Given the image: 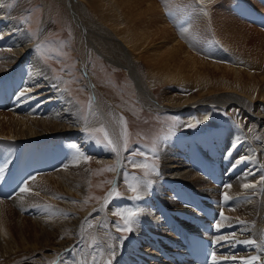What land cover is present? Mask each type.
Returning a JSON list of instances; mask_svg holds the SVG:
<instances>
[{"label":"bare ground","instance_id":"6f19581e","mask_svg":"<svg viewBox=\"0 0 264 264\" xmlns=\"http://www.w3.org/2000/svg\"><path fill=\"white\" fill-rule=\"evenodd\" d=\"M55 1L74 21L81 65H88L89 47L99 48L128 73L145 109H182L185 115L206 109L207 104L228 109L236 104L246 126L238 128L239 124L229 119L225 130L216 135L207 131L198 137L197 145L174 133L162 152L166 158L158 174L143 179L140 189L142 196L149 197L150 189L155 188V194L172 209L173 217L164 214L150 198L125 204L123 210L140 208L134 234L125 239L110 217L112 210L122 205L112 191L118 192L119 182L102 202L85 209L90 168L81 153L71 151V147L68 152L57 151L50 144L57 141L63 147L72 146L68 141L76 139L83 150L97 155L99 164L120 160L123 150L116 114L109 110L114 109L112 101H105L89 83L92 99L82 114L83 121H78V105L71 101L65 85L54 79L41 58L37 59L32 43L27 46L21 20L31 1L0 0V108L9 110H0V138L12 140L0 141V192L17 165L14 194L8 200L0 196V264H193L184 251L185 236L191 230L214 239L216 259L212 257L211 264H247L253 256L260 258L254 264H264L260 236L264 229V193H260L264 189V30L258 25L264 20L259 21L261 14L248 15L246 2L238 9L232 0H214L213 31L215 42L222 44L223 51H209L217 60L207 61L197 55L199 51H193L195 38L191 37L194 35L190 23L194 25L197 18L191 17L186 26L181 24L186 37L192 40L184 45L156 0H113L115 7L126 6L144 18L142 25L131 21L123 27L99 20L88 23V0ZM247 1L251 4L250 13L264 9V0ZM184 7L180 9L182 13ZM50 12L47 8L43 32L50 27ZM92 25L97 30L95 34ZM98 35L101 38H94ZM24 55L20 68L8 77ZM139 61L147 68V79L139 70ZM154 80L168 86L162 95L164 103L154 95ZM181 86L197 92L191 97L180 94L176 89ZM101 123L109 128L118 153L105 152L86 135ZM50 135L56 137L47 141L49 145L32 143L18 158L17 140ZM234 138H245L243 146L237 147L243 159L237 160V165H233L237 155L233 152L224 160L218 156V148L235 149ZM246 147L259 150L257 160L253 155L244 156L249 153ZM199 149L209 150L208 156H201ZM238 171L241 174L236 176ZM121 175L120 171L119 181ZM167 176L184 180L185 187L163 182ZM149 180L152 183L145 188L143 184ZM244 183L256 187L245 189ZM25 186L29 191L21 193ZM77 200L80 203L76 204ZM238 227L241 230L235 232ZM61 236H65L64 241L59 239ZM245 240L256 243L248 245L243 243Z\"/></svg>","mask_w":264,"mask_h":264},{"label":"rangeland","instance_id":"374dc122","mask_svg":"<svg viewBox=\"0 0 264 264\" xmlns=\"http://www.w3.org/2000/svg\"><path fill=\"white\" fill-rule=\"evenodd\" d=\"M30 1L31 4L28 5L25 9L24 18L23 20H21L22 32L26 36V43L28 44L27 46H30V44L32 43V45L34 46L33 47L31 45L33 47L32 49H34L38 55L37 59L40 61L41 58L46 64L45 67L55 77L54 79L65 85L66 92L70 96L71 101L78 105V121H83L82 114L85 115L87 107H89L90 101L92 99V93L87 81L89 79L90 84H92V86L95 87L97 91L99 90V93L101 92L100 94L102 98L105 99V101H112V106L114 107V109L109 108V110H114V113L116 114V116H114V119L116 123H118L120 140L122 143L121 147L123 150L122 158H120V160L117 159L115 161H109L103 164H99L96 159L97 155H95L94 153H90L87 149L83 150L80 143L76 139H72L74 140L73 143L74 145H76V148L73 147V144L72 146L64 145L63 147V152H68L70 150V147L72 148L71 151H76V149L78 148L79 153H81L82 155L83 162L85 163L86 167L88 166L90 168L91 185H89L87 197L85 199L87 201V203H85V209L89 208L94 203L102 202L105 199L107 193L111 191V188H113L114 185L116 186V182H119L117 185L119 195H115L116 200L119 201L128 199L129 201H131L133 193L128 191L125 183V177L127 176L130 179L132 176H135L142 185L143 179L151 176H145L143 171L133 167V163H154L156 165V171L157 169H161L163 160H165L166 158V156L162 152L163 150H165L169 139H171L170 137L174 133L186 134L189 131L202 128L206 129L211 125H215L221 128L224 127V121L227 120L230 115H232L230 118L234 117L235 120H239L242 126L239 127V124L238 128H242L244 125L246 126V123L243 120V116L240 114V108L236 106V104L230 105L229 109L226 106L219 107L217 105L207 104L206 109L200 110L202 113H199L200 111L198 112V109H196L195 113L185 115L182 112V109L165 110L160 112L145 109L141 101L139 100L138 94L136 93L137 88L135 87V84L133 83L128 73L120 64L107 58L109 56H107V54L103 53L99 48L95 46H91L88 48V76H86L84 66L81 65V53L77 42L76 30H74L75 24L72 17L68 12H66L68 13L66 14L64 11H62L61 7L57 5L55 0H46L48 2H45V0ZM88 1L89 3H91L89 7L87 6V3L84 2L85 7H88L86 8L88 10V23L99 20L106 25L119 27H123L124 25L129 24L131 21L139 23L141 25L143 24L144 18H142L140 15L130 12L129 8L126 6L115 7L113 0ZM156 1L161 7L166 20L170 23L173 30H175L178 39L181 40L182 38V40L184 41V45H187L186 41L190 42L192 40L186 37V30L181 28V24H183V26H186L191 17L197 18L196 21L194 20L195 24L198 23L196 27L195 24L192 25L193 22L190 23V31L191 34L194 35L191 37L195 38L194 41H192L194 43L193 51H199L197 55L203 60H217L216 57H211L212 55L208 53L209 51L215 52L216 49L218 51L220 50L219 53L223 51V48L221 49L222 44L219 42H215L216 37L213 31L212 17L214 16V0H193L191 2L189 0H187V2L186 0H180V2L178 0ZM246 1L232 0L231 4L234 3L235 6V4L237 3L236 6L239 9L241 5ZM175 2L178 3L179 6H175ZM188 2L190 3V5ZM259 3H261V1H259ZM173 4L175 7L173 6ZM182 7L185 8L184 12L186 14L184 12H181ZM47 8H50V14L52 17L50 20V27L48 28L49 32L47 30H44L43 32L42 24ZM249 11H251V9L247 11L248 15L256 16L257 14L259 16L260 13L261 18L257 17L259 21L261 19H264L262 18L264 17V9L261 12L256 9L254 10L256 13L253 12L254 14L250 13ZM176 14L180 15V17H178ZM0 16H2V14H0ZM8 23H10V21H8ZM260 23L262 24H258L259 28L264 30V20L260 21ZM1 27L0 29H2ZM92 27L95 31L93 32V34L97 33L95 26L92 25ZM199 30L200 32L198 33ZM95 37L101 38L100 35L94 36V38ZM105 40L109 41V37H106ZM92 41L96 44L94 39H92ZM195 41L199 43L197 44ZM109 43L110 45H112L113 42L110 41ZM199 44L200 46H198ZM211 44L214 45V47H212ZM207 47H209L210 49ZM1 48L2 46L0 45V49ZM211 49L214 51H212ZM141 63L142 61L137 62V65H139L140 67ZM143 65L144 64L142 63L139 70L140 72L142 70V74L144 73L143 75H145V77L143 76V78L147 79V68ZM154 81V95L160 100L161 103H164V100H162V95L167 90L166 88L168 86L164 87L162 83H158V80ZM157 83L162 85H158ZM189 88L190 87L187 86H181L176 90L179 91L180 94L184 92L187 93V96H194L197 91L191 90ZM2 110L5 111L6 109ZM6 111L9 110L7 109ZM262 111H264V105H262ZM175 115H178V118ZM235 120L233 121L235 122ZM189 125L195 126L189 127ZM101 127H103L109 133L110 138L114 141L109 128L104 123H101L100 125L95 127L93 131H88L86 135L88 136L90 141L100 146V148H103L105 152L112 153V148L107 144V142L104 141L103 136L95 131L96 129ZM125 127L127 132L126 148L125 140L123 137ZM244 139L245 138L239 139V141L234 138V142L237 143V145L234 146L235 150H237V147H239L241 144L243 146ZM72 140L68 141L69 144ZM50 144L52 145V143ZM234 144L235 143H233V145ZM30 146L33 145L29 144L27 148ZM116 147L118 148L117 143ZM246 150L249 153L244 154V156H252L248 155L251 152L247 149V147ZM141 153L143 155H141ZM233 154H239V156L241 157L239 149L237 151H234ZM107 168H114L115 171H104ZM120 171L122 172V175L121 180L119 181V177L117 176V174ZM30 178L31 177H28V180ZM8 203L10 205L12 204V202L10 201H8ZM78 203H80L79 200L76 201V204ZM122 211L125 210H119L118 208H116L115 210H112V213L110 214L111 219L114 220L112 222V225L114 224L113 226H115L114 228H116V230L117 226L122 227L123 223L120 218L113 215V213ZM23 215L26 214L23 213ZM240 229L241 228H237L235 232H238V230ZM117 232L126 239L131 234V232ZM59 239L61 241H64L65 236H61Z\"/></svg>","mask_w":264,"mask_h":264},{"label":"snow or ice","instance_id":"6c2138e0","mask_svg":"<svg viewBox=\"0 0 264 264\" xmlns=\"http://www.w3.org/2000/svg\"><path fill=\"white\" fill-rule=\"evenodd\" d=\"M21 95H24V93H21ZM194 126L195 125H189V127H194ZM95 131L103 136L104 141L107 142V144L112 148L113 152H117L118 153V148L116 147L115 142L110 138L109 133L103 127L98 128ZM123 137H124V140H125V148H126V143H127V140H126V138H127L126 127H125V131L123 133ZM73 147L75 148L76 146H73ZM76 151L79 152V149L77 148ZM141 155H143V154L141 153ZM85 159H87V158H85ZM133 167L143 171L145 176L158 174L157 171H156V165L154 163L153 164H148V163L136 164V163H133ZM104 171H115V169L114 168H107ZM33 179H35V178L33 177ZM261 182L264 183V177H262ZM125 183H126L128 191L133 193L132 200L133 201L140 200L142 198V194H141V191H140L141 182H139L137 180V177L132 176L129 179V177L126 176L125 177ZM151 183L152 182L150 180L146 181V182H144L143 186L145 188L150 187ZM226 187L231 188V185H227ZM243 187L245 189H249V188L256 187V185L255 184L244 183ZM28 191H29V189L27 188V186L22 187L20 189L21 193H26ZM112 191H113V193L115 195H117V196L119 195V193L116 192L115 189H113ZM262 191H264V189H262ZM228 199H229V197H228L227 193H225L224 194L225 202H227ZM73 203H75V202H73ZM85 203H87V201H85ZM113 215L118 216L120 218V220L122 221V223H123L122 227L121 226H117V231L122 232V233H130V232L133 231V228H134L135 224L138 222L137 221V217L139 216V209H127V210L122 211V212H115V213H113ZM220 215H221L222 218H224L223 212H221ZM241 223H243V222H241ZM217 229H219V225H217ZM243 243L248 244V245H253V244L256 243V241L245 240V241H243ZM215 259H216V257H215V254L213 253V260L215 261ZM258 259H260V258L256 257V256H253L247 261V264H254V262H256Z\"/></svg>","mask_w":264,"mask_h":264}]
</instances>
